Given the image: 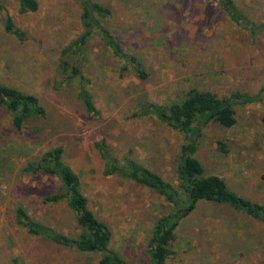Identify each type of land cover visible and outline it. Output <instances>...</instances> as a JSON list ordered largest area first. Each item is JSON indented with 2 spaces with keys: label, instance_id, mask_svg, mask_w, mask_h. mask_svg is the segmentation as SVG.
Instances as JSON below:
<instances>
[{
  "label": "rangeland",
  "instance_id": "374dc122",
  "mask_svg": "<svg viewBox=\"0 0 264 264\" xmlns=\"http://www.w3.org/2000/svg\"><path fill=\"white\" fill-rule=\"evenodd\" d=\"M37 1V11L21 13L20 0H0V85L35 94L47 112L19 129L14 113L0 104V264H98L103 256L30 234L17 223L23 206L61 233L78 231L67 201L44 200L61 180L25 170L57 146L80 176L89 207L110 226V248L130 263L150 264L154 224L173 204L123 173L135 160L178 186L187 137L167 117L145 111L151 103L180 101L192 88L223 98L234 91L260 94L254 102L233 99L236 124L206 126L196 156L206 175L219 174L239 194L264 203V31L252 34L237 25L217 0H96L112 8L106 25L143 63L149 76L142 79L104 44L101 32L81 53L64 55L84 31L81 2ZM236 2L264 23V0ZM7 16L26 40L5 30ZM63 59L82 65L97 115L79 98L78 80L63 82ZM115 166L119 171L108 174ZM170 248L166 264H264V222L226 203L200 201Z\"/></svg>",
  "mask_w": 264,
  "mask_h": 264
},
{
  "label": "trees",
  "instance_id": "16d2710c",
  "mask_svg": "<svg viewBox=\"0 0 264 264\" xmlns=\"http://www.w3.org/2000/svg\"><path fill=\"white\" fill-rule=\"evenodd\" d=\"M82 5L81 20L83 34L63 49V54L81 53L90 38L101 32L104 44L119 59L125 60L137 75L145 79L149 76L140 59L127 52L123 44L108 28L106 22L113 16L112 8L96 0H79ZM229 18L252 34L264 31V23L250 19L238 6L236 0H217ZM37 0H20V12L37 11ZM5 30L14 34L19 40H26V32L18 27L12 17L7 16ZM76 47V48H74ZM63 82H80L79 98L86 109L93 115L98 114L91 92L86 88L87 79L80 63H72L68 59L62 61ZM128 65L124 66L127 69ZM260 94L251 95L242 91H234L230 98L219 97L210 90L192 88L184 99L167 105L148 104L146 113H152L161 119L168 118V123L181 130L187 137L180 151L178 161V186L166 181L162 176L135 160H128L124 172L132 180L152 187L173 204L171 212L159 217L149 240L148 256L150 264H166L171 253V244L176 237V229L181 221L191 214L200 201L226 203L249 216L264 222V203L247 198L233 190L226 179L219 174H205V167L196 156L199 140L204 136V128L212 122L224 127L236 124L235 100L254 102ZM0 104L14 113V123L21 129L26 120L44 117L47 112L40 99L33 93L19 88L0 85ZM64 149L57 146L46 151L38 160L28 163L27 172L33 174L44 172L55 175L61 180L60 188L46 196L45 202L67 201L69 208L75 213L78 231L71 235L57 231L52 226L43 224L32 218L23 206L16 211L17 223L25 227L30 234L43 236L52 241L73 247L83 252L103 253L98 264H133L121 254L110 248L112 230L110 226L98 218L89 207V199L81 188L80 176L64 161ZM118 167L109 168L108 174L119 171Z\"/></svg>",
  "mask_w": 264,
  "mask_h": 264
}]
</instances>
